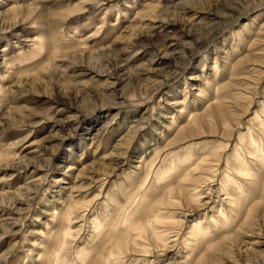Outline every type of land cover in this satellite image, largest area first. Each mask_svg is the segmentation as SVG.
Returning <instances> with one entry per match:
<instances>
[{
    "label": "rangeland",
    "instance_id": "1",
    "mask_svg": "<svg viewBox=\"0 0 264 264\" xmlns=\"http://www.w3.org/2000/svg\"><path fill=\"white\" fill-rule=\"evenodd\" d=\"M261 123L264 0H0V264H48L70 224L68 262L99 264L144 196L168 240L113 264H264Z\"/></svg>",
    "mask_w": 264,
    "mask_h": 264
},
{
    "label": "bare ground",
    "instance_id": "2",
    "mask_svg": "<svg viewBox=\"0 0 264 264\" xmlns=\"http://www.w3.org/2000/svg\"><path fill=\"white\" fill-rule=\"evenodd\" d=\"M220 113L221 112H220L219 109H217V111L213 112V114L216 115L217 117H219L221 115ZM260 127L261 128L264 127V124L261 123L260 124ZM250 136L251 137L248 139V146H247L249 148V152L252 155L255 154L257 156L258 160H261L262 157L264 156V137L261 135L259 137V139H255L253 137V134L250 135ZM241 138L244 139V136H242ZM245 139H246V137H245ZM205 162H211V160H205ZM172 165H173V163H172ZM248 165L249 164L247 162L246 163H243L242 161H241V163L238 166L236 165L237 168L239 169V173L244 178L247 177V176H249L250 173H251V170L248 169ZM172 167L173 166H171L168 169L167 168H162L161 169L162 171L159 170L160 171L159 172L160 174H158V175L161 176L160 177L161 181L167 180V178L169 177V175L172 172V170H171ZM200 167L201 166H199V168ZM189 178H191V175L189 176ZM231 182L235 183V186L238 188L237 189L238 191H240V189H242L243 183H238L237 184V182H235L234 180L231 181ZM197 188L198 187H195L194 190H196ZM189 190L187 189V191L186 190L182 191V188H181L180 192H183V194L186 195V196L187 195H190L191 196V191H189ZM166 202H168V200ZM134 203H136V201ZM228 205L229 206H228V212H227V214L224 213V212H221V214H220V215H223V219L224 220L223 221H220V218L217 221L215 220L216 221L215 223H217V222H218V224L220 223L219 226H221L223 228H224V226L227 227L228 225L232 224V222L234 221V219H233L234 217L233 216H235L241 210V208H240L241 206H240V204H236V200H232L230 202V204H228ZM236 205L240 209H237L235 207ZM137 206L138 207H137V209H135L134 212H137V211L139 212L138 217H136L135 215L134 216H131V217H130V215L129 216L127 215L126 217L125 216L123 217V219H122L123 220L122 223L124 225L123 226V228H124L123 231H120V232H117V233H115L116 232L115 231L114 232L115 234L113 235V238H114L115 242H114V244L112 246H115V247L111 248L108 251V255L109 256H107V255L104 256V257L102 256L103 258H102V260L100 261L99 264H113L114 259L115 260L116 259L119 260L120 254L122 253L123 249H125L126 247H128L130 241H133L135 244H142V243H140L138 241L139 238H142L144 240V238H147L148 239L150 237L151 240H152V242L155 244V246H159L160 244H162V246H165L163 244L166 243L165 241H166V239L168 238V235H169V230L168 229H170V228L163 229L164 228L163 226H164L165 223L170 222L169 221L170 220L169 219L170 217H168L167 214H166V216H164V214H163L164 212H161V211H163V209H161V208L153 209L151 207L152 206L151 202L149 201V199H147L146 196L140 198ZM169 207H171V206L169 205ZM133 210H132V212H133ZM149 210H152L151 213H149ZM166 213H168V212H166ZM169 213H171V212L169 211ZM71 216H72V213L69 214V217L67 219V222L68 223H71L73 221V219L70 218ZM145 218H150V220L147 221V219H145ZM97 219H99V218L96 217V220L93 222V226H94L93 228L96 231V232L94 231V234L95 235L99 232V230H102V224ZM173 224H174V222H173ZM203 224H204V222L197 223V224L196 223L193 224V228H192V230H190V232L188 234L189 237L187 238L188 240H191L189 242V245L190 246H193L195 244L198 245L200 243L202 244L204 241H206L207 239H209V237H207V236L209 235V232H211V231L209 229H206L205 226H202ZM70 225L68 227L64 228L62 231L60 230V237L57 238V240L53 236L54 237L53 239L56 240L55 241L56 242V248L53 250L54 252H53L52 256H50L51 258H50L48 264H78L79 263L78 260H80V264H82L83 262L88 261V258H90V257L83 256L82 255V252L80 251V254L76 257V260L75 261L68 262L67 257H66V255H64V252L63 251L67 248L68 243H69V240H70V238H72L71 236H73L72 235L73 232L71 230V226ZM144 244H146V243H144ZM130 245H132V244L130 243ZM53 246L55 247L54 244H53ZM138 248H141V246H138ZM145 248H147V247H145ZM145 251H147V250H145ZM62 253H63V255H62ZM201 257H199V258H201ZM86 264H93V263L89 259L88 263H86Z\"/></svg>",
    "mask_w": 264,
    "mask_h": 264
}]
</instances>
